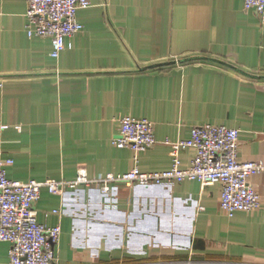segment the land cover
I'll return each instance as SVG.
<instances>
[{"label": "crops", "instance_id": "obj_1", "mask_svg": "<svg viewBox=\"0 0 264 264\" xmlns=\"http://www.w3.org/2000/svg\"><path fill=\"white\" fill-rule=\"evenodd\" d=\"M26 12V0H0V164L13 161L10 179L168 170V141L207 124L240 131L239 160H264V24L245 0H91L58 58L50 37L28 36ZM190 57L222 63L180 62ZM126 115L154 123L151 148L114 144ZM195 155L182 150L181 168ZM249 183L261 207L233 216L221 183L186 180L120 183L109 195L43 188L37 219L61 224L60 264H264V173ZM9 251L0 241V264Z\"/></svg>", "mask_w": 264, "mask_h": 264}, {"label": "built area", "instance_id": "obj_2", "mask_svg": "<svg viewBox=\"0 0 264 264\" xmlns=\"http://www.w3.org/2000/svg\"><path fill=\"white\" fill-rule=\"evenodd\" d=\"M26 29L29 37H50L52 57L58 58L70 44L67 39L83 28L77 12L91 6V0H26ZM246 9H253L264 24V0H245ZM4 128H7L5 126ZM238 129L222 125H200L192 128L187 140L168 141L173 163L170 169L142 172L138 165L132 170L105 178H90L79 172L74 180L20 181L7 176L6 167L12 160L0 164V241L10 243L11 264H60L58 248L61 224L50 227L37 219L36 205L43 188L65 196L83 186H100L109 195L115 185L151 186L196 180L202 186L222 184L221 208L230 216L237 211H256L261 207V195L249 183L250 176L264 173V160H239ZM119 147L135 153L151 148L156 142L154 123L147 118L130 115L119 119V131L113 140ZM194 148L196 155L188 169L181 168L180 152ZM137 159V156H136ZM55 213H64L63 209Z\"/></svg>", "mask_w": 264, "mask_h": 264}, {"label": "water", "instance_id": "obj_3", "mask_svg": "<svg viewBox=\"0 0 264 264\" xmlns=\"http://www.w3.org/2000/svg\"><path fill=\"white\" fill-rule=\"evenodd\" d=\"M198 60H202V61L208 60V61H214V62L222 63L221 61H218L215 59H210L207 57H190V58L183 59L180 62L183 63V62L198 61ZM165 64H172V63H165ZM154 67H156V65H151L148 68H154Z\"/></svg>", "mask_w": 264, "mask_h": 264}]
</instances>
